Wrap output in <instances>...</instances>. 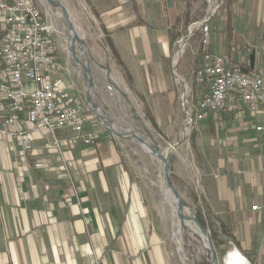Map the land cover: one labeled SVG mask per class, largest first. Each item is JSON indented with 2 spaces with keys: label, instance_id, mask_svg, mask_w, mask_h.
<instances>
[{
  "label": "crops",
  "instance_id": "0c3cea01",
  "mask_svg": "<svg viewBox=\"0 0 264 264\" xmlns=\"http://www.w3.org/2000/svg\"><path fill=\"white\" fill-rule=\"evenodd\" d=\"M61 1L70 18L97 20L103 34L109 33L121 67L136 79L141 70L143 81L153 84L151 95L163 100L160 106L172 105L175 90L165 68L175 46L170 35L183 32L178 19L191 16L192 0ZM231 3L233 60L245 64L253 55L251 70L264 68V0ZM228 12L211 28L212 53L228 50ZM156 50L167 62L156 58ZM243 113L215 115L219 125L234 119L227 114L246 123L236 129L240 137L222 142L231 147L222 151L221 170L215 181H207L203 200L229 227L237 250L264 264V118ZM75 137L73 126L35 136L26 153L17 140L0 137V264H174L167 245L148 227L143 187L129 163L112 151L106 137L97 141L94 153ZM54 140L67 143L62 151L71 165L69 178Z\"/></svg>",
  "mask_w": 264,
  "mask_h": 264
},
{
  "label": "rangeland",
  "instance_id": "374dc122",
  "mask_svg": "<svg viewBox=\"0 0 264 264\" xmlns=\"http://www.w3.org/2000/svg\"><path fill=\"white\" fill-rule=\"evenodd\" d=\"M40 1L42 12L47 14L53 25L52 52L57 58L58 65L61 66L60 72L65 74V80L73 85L74 89L71 93L79 95L86 107L85 127L95 135V144L88 150H93L94 153L99 143L97 141L106 137L110 139L108 141L112 151L129 163L133 175L143 187L142 200L146 207L148 227L167 245L170 259L174 264H209L210 252L202 247L200 238L187 230L180 231L177 220L173 218L174 205L166 194L167 187L158 160L145 154L135 141L119 139L112 135L87 103L85 98L87 76L75 63L68 50L67 20L59 8L45 0ZM59 1L63 4L61 0ZM228 7L230 8V5L227 0H192L188 3V12L191 16L178 19L177 27L184 32V35L171 49L170 64L165 67L175 90V99L172 105L167 107L160 106L163 100L152 96L153 84L143 81L141 70L136 79L135 75L129 74L115 61L97 20L92 17L80 20L70 18L78 36L83 38L85 54L81 53L79 47H76L75 51L81 62L88 63L91 71L92 101L101 114L120 130V133L129 131L138 135L163 155L168 151L167 159L172 184L179 193L185 209L196 219L198 213L201 215L205 225L203 229L208 234L216 257L215 264H224L226 253L237 247L231 239L229 227L212 214L203 196L207 189V181L210 179L215 181L218 171L221 170L219 161L223 155L222 151L231 147L230 144H228L230 146L223 144L222 147V142L230 143L235 137H240L236 129L241 128L242 122L246 123V119H236L235 115L227 114L228 118L234 119L224 126L214 121L210 122L208 117L202 123L190 128L187 127L186 114L189 109L187 102L194 104L200 93L194 77L200 65L197 54L201 44L198 23L208 20L212 34L211 28H215L218 21L226 16ZM59 13L62 14L61 17L58 16ZM166 38L169 39L168 34ZM184 38L186 41L183 45V54L174 65ZM154 53L156 58L162 60L159 51L156 50ZM140 61L143 62V59ZM162 61L167 62L166 59ZM244 257L249 264H254L252 260ZM256 260L257 264L263 262L261 259Z\"/></svg>",
  "mask_w": 264,
  "mask_h": 264
},
{
  "label": "built area",
  "instance_id": "2783aa9c",
  "mask_svg": "<svg viewBox=\"0 0 264 264\" xmlns=\"http://www.w3.org/2000/svg\"><path fill=\"white\" fill-rule=\"evenodd\" d=\"M41 5L40 0H0V137L17 140L26 153L35 136H53L71 125L77 132L74 140L92 147L95 135L83 133L86 107L79 95L71 93L73 85L60 74L61 66L52 52L53 25ZM208 22L198 23L200 65L194 77L203 89L194 104L187 102V127L222 110L264 118V68L245 71L231 64L227 56L210 52ZM63 146L67 143L53 141L69 178L71 165Z\"/></svg>",
  "mask_w": 264,
  "mask_h": 264
},
{
  "label": "bare ground",
  "instance_id": "6f19581e",
  "mask_svg": "<svg viewBox=\"0 0 264 264\" xmlns=\"http://www.w3.org/2000/svg\"><path fill=\"white\" fill-rule=\"evenodd\" d=\"M58 16L61 17L62 14L59 13ZM74 32H76L75 29H74ZM67 45L69 47L68 48L69 51L72 48H74V50H75L76 47H79V48H81V53L83 55L85 54V48L83 46V41L81 40L80 37H79L78 40L75 41L74 40V34L70 30H69V36L67 38ZM183 45L184 44L181 43L180 49H179V51L177 53V56H176V58L174 60V65H176V63L178 62V59L181 56V54H183V50H184L183 49ZM75 53H76V51H75ZM76 55H77V53H76ZM83 64L86 67L89 68L87 62H84ZM86 91L88 92V87H86ZM91 91H92V89H90V92H89L90 94H91ZM97 114L102 118V121L105 123V125H107L116 134V137L117 138H119V139H130V140L135 141L136 143H138V145L140 146V148L142 149V151L145 154L151 156L154 159H157L158 162H159V164L161 165L162 172H163V178L165 179V177H164V167H163V163H162V161H160V158L157 155L154 154L153 148L151 147V145H150V143L148 141L143 140L138 135L132 134L129 131H127L126 133H120V130L117 129L112 123H110L109 119L106 116H103L101 114V112H100L99 109L97 110ZM164 183L166 184L165 187H167L166 194L169 196V198L171 199V201H172V203L174 205L173 206V209L171 208L173 210L172 211L173 212V218L177 220L178 227H179L180 231L187 230L190 233H192L194 235H197L200 238L201 242H202V247L207 251L208 244H207L206 240L205 239L204 240L202 239V237H201V235L199 233L198 228L193 224V222L191 220V218L194 217L193 214L191 212H189L185 208L184 209H181V210L179 209L178 201L176 200V198L174 197V195L172 194V192L168 188L167 183H166V180H165ZM165 187H164V189H165ZM170 207H172V205ZM223 261H224V264H249L248 263L249 261H247V259L235 247L232 248L230 251H228L226 253Z\"/></svg>",
  "mask_w": 264,
  "mask_h": 264
},
{
  "label": "water",
  "instance_id": "95a60500",
  "mask_svg": "<svg viewBox=\"0 0 264 264\" xmlns=\"http://www.w3.org/2000/svg\"><path fill=\"white\" fill-rule=\"evenodd\" d=\"M50 5L52 6H55L57 8H59L63 14V16L66 18L67 20V23H68V26H69V30L73 32L74 34V40H78L79 37L77 35L76 32H74V27L70 21V17L68 15V12L67 10L65 9L64 5L60 3L59 0H46ZM186 41V38L183 39L182 43L184 44V42ZM70 53L72 55V58L73 60L75 61V63L80 66L84 73L86 74L87 76V87H88V92L86 91V95H85V98H86V101L87 103L92 107V110L94 111V113L102 120V118L97 114V110L98 108L96 107V105L94 104V102L92 101V98H91V94L89 93L90 92V89H92L93 87V84H92V77H91V71L88 67H86L81 61L80 59L78 58V56L76 55L75 53V50L74 48L70 49ZM104 123V122H103ZM105 124V123H104ZM107 126V125H106ZM107 128L110 130V132L112 133V135H114L116 137V134L107 126ZM153 152L155 155H157L159 158H160V161H162L163 163V167H164V177H165V180H166V183H167V186L168 188L170 189V191L172 192V194L174 195V197L176 198V200L178 201V206H179V209H184V203L179 195V193L176 191V189L174 188L173 184H172V181L170 179V172H169V164H168V159H167V154H168V151L166 152V155H163L161 154L157 148H153ZM193 224L198 228L199 230V233L202 237V239L206 240L207 244H208V248L207 250L210 252V261H209V264H215L216 262V257L214 255V252L212 251V248H211V245H210V242H209V238H208V234L207 232L203 229V227L200 225V223L197 221V219L195 217H192L191 218Z\"/></svg>",
  "mask_w": 264,
  "mask_h": 264
},
{
  "label": "trees",
  "instance_id": "16d2710c",
  "mask_svg": "<svg viewBox=\"0 0 264 264\" xmlns=\"http://www.w3.org/2000/svg\"><path fill=\"white\" fill-rule=\"evenodd\" d=\"M227 2H228V4L229 5H231L232 3H231V0H227ZM229 7L227 8V12L229 11ZM225 33L224 34H226V39H227V47H228V50H227V52L225 53V56H227V57H229L230 58V60H231V63L233 64V65H238V66H240L241 68H243L245 71H251V69H252V65H253V60H254V57H253V55H249V57H248V63H243V64H237V63H235V61L233 60V56H232V52H231V48H232V46L234 45L233 44V42H232V38H233V34H232V29L230 28V16H229V12H228V14H227V22H226V29H225V31H224ZM184 35V32H174V33H172L171 35H170V42H171V45L173 46V45H175V43H176V41L179 39V38H181L182 36ZM105 41H106V44H107V46H108V48H109V50L111 51V53H112V55H113V57H114V59L117 61V63L120 65V66H122V63H121V61H120V57H119V55H118V53H117V51H116V49H115V46H114V44H113V42H112V40H111V38H110V35H109V33H105ZM235 63V64H234ZM223 112H225L224 110H222V111H220V112H218L217 114H219V113H223ZM217 114H213V115H208L207 116V118L209 117V121L210 122H212V121H214L215 122V115H217ZM197 221L200 223V225H202V227H204L205 225H204V223H203V221H202V219H201V215L198 213V215H197Z\"/></svg>",
  "mask_w": 264,
  "mask_h": 264
}]
</instances>
